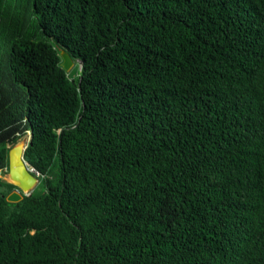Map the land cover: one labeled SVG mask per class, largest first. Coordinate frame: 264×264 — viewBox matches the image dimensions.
I'll list each match as a JSON object with an SVG mask.
<instances>
[{
	"label": "trees",
	"instance_id": "trees-1",
	"mask_svg": "<svg viewBox=\"0 0 264 264\" xmlns=\"http://www.w3.org/2000/svg\"><path fill=\"white\" fill-rule=\"evenodd\" d=\"M25 3L0 131L58 175L18 204L0 180V264H264V0Z\"/></svg>",
	"mask_w": 264,
	"mask_h": 264
},
{
	"label": "rangeland",
	"instance_id": "rangeland-1",
	"mask_svg": "<svg viewBox=\"0 0 264 264\" xmlns=\"http://www.w3.org/2000/svg\"><path fill=\"white\" fill-rule=\"evenodd\" d=\"M27 5L25 0H0V20L1 17L6 18V26L4 28V43H0V113L6 111L11 106H16L18 99L12 93L13 86H5L3 78L7 77V73L4 68L2 69L3 61L2 58H5L8 54L9 43L14 37L22 35H30L34 39L40 38V33L36 30L34 25L33 16L30 14V11L25 7ZM61 57L66 53L61 50ZM64 60V59H63ZM73 66L68 71L70 78H77L82 65L78 60H73ZM6 62H4V66ZM7 79V78H6ZM10 78L8 77V80ZM5 86V87H4ZM19 94H22V91H19ZM25 128V123H15L11 127L0 131V147L2 142L7 149L17 145L20 141L25 140L29 137V132L23 131ZM27 161V160H26ZM28 162V161H27ZM29 163V162H28ZM30 165V164H29ZM32 167V166H31ZM33 168V167H32ZM35 168H33L34 170ZM36 172V169L34 170ZM58 172L48 173L46 175L37 174L38 183L35 186L32 194L40 196L45 192V182L46 179L54 180L56 179ZM2 176L5 177V180L0 179L3 182L1 193L7 197L13 190L14 187H11L6 180H8V169H5L2 172Z\"/></svg>",
	"mask_w": 264,
	"mask_h": 264
},
{
	"label": "water",
	"instance_id": "water-1",
	"mask_svg": "<svg viewBox=\"0 0 264 264\" xmlns=\"http://www.w3.org/2000/svg\"><path fill=\"white\" fill-rule=\"evenodd\" d=\"M63 68L66 72L73 66V59L68 53L63 55ZM32 139V132H30L28 140H22L9 150V169L8 180L9 184L13 185V190L7 197L6 201L11 204H18L24 200L25 197L32 195L35 186L38 183L37 171H31L29 163L26 161L25 154ZM5 180L0 171V179Z\"/></svg>",
	"mask_w": 264,
	"mask_h": 264
},
{
	"label": "bare ground",
	"instance_id": "bare-ground-1",
	"mask_svg": "<svg viewBox=\"0 0 264 264\" xmlns=\"http://www.w3.org/2000/svg\"><path fill=\"white\" fill-rule=\"evenodd\" d=\"M28 134L30 135V132H29ZM28 138H29V137H28ZM28 138H27V140H28ZM30 170H31V171H33V168H32V167H30ZM15 188H16V187H15Z\"/></svg>",
	"mask_w": 264,
	"mask_h": 264
},
{
	"label": "built area",
	"instance_id": "built-area-1",
	"mask_svg": "<svg viewBox=\"0 0 264 264\" xmlns=\"http://www.w3.org/2000/svg\"><path fill=\"white\" fill-rule=\"evenodd\" d=\"M39 175V172H36Z\"/></svg>",
	"mask_w": 264,
	"mask_h": 264
}]
</instances>
